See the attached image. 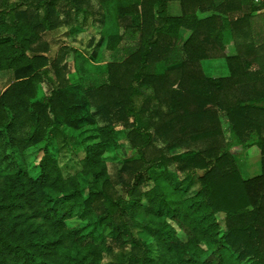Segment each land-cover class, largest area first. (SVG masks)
I'll list each match as a JSON object with an SVG mask.
<instances>
[{
	"label": "trees",
	"instance_id": "obj_1",
	"mask_svg": "<svg viewBox=\"0 0 264 264\" xmlns=\"http://www.w3.org/2000/svg\"><path fill=\"white\" fill-rule=\"evenodd\" d=\"M170 2L181 4L182 17L169 15ZM90 30L111 60L109 83L83 90L48 79L49 96L32 103L48 63L56 67L50 47ZM227 35L235 57L225 55ZM220 58L230 77H207L202 62ZM2 72L15 82L0 95V264H264L263 6L0 0ZM97 119L104 126L79 168L63 166L48 143L32 177L14 153ZM120 130L138 157L113 178L105 156L119 148ZM253 148L260 172L245 179L232 150ZM80 177L92 183L87 198ZM77 218L88 224L70 229Z\"/></svg>",
	"mask_w": 264,
	"mask_h": 264
},
{
	"label": "rangeland",
	"instance_id": "obj_2",
	"mask_svg": "<svg viewBox=\"0 0 264 264\" xmlns=\"http://www.w3.org/2000/svg\"><path fill=\"white\" fill-rule=\"evenodd\" d=\"M206 14L199 13V16H205ZM63 30L65 31L66 29L63 28ZM99 39L100 37L97 35V32L90 30L87 33L69 37L63 46H51L50 53L45 55L49 56L51 61H53L57 55V61L55 62L56 67L48 63V74H46L47 76L39 83L38 93L36 98L32 100V103L45 102L52 89L48 83V79L54 87L59 84H63L65 87L78 82L77 86H80L83 90L97 88L109 83V64L111 60L104 48L96 49ZM203 62L204 70L207 74L218 77L224 76L223 69L227 65L224 58L205 60ZM159 69L160 73L165 71L163 65H160ZM14 82L12 73H0V95ZM151 97L153 106L157 107L158 102L153 96ZM142 122L144 125H148L149 120L147 116L142 118ZM221 122L223 131L227 134L229 128L228 121L222 118ZM103 126L104 123L97 119L95 125H86L76 134L71 133L70 130L63 127L60 130L51 131V140L45 139V141L24 150L14 149V153L17 154L20 163L27 168L32 177H37L39 174L38 166L45 155L44 148L48 143L51 144L50 150L56 155L63 166L69 164L70 166L77 165L75 167L79 168L80 162L84 158V148L95 141V137L98 134L97 129ZM26 131L27 129L22 133L23 137H25ZM117 142L119 148L109 150L105 156L113 178L116 177L117 170L121 163L125 160L138 157L125 131H119ZM178 152L180 153L181 150H178ZM232 153L237 159V164L241 170L242 176L245 178H252L259 174L261 154L257 148L245 151L234 149ZM173 172L181 176L179 172ZM79 179L85 191V197L87 198L89 190L93 188L92 183L83 177ZM117 189L121 194H124L122 188L117 187ZM217 219L221 224V235H223L226 232L225 215H218ZM87 224V221H82L77 218L69 221L67 226L72 229L75 227H84ZM179 237L183 241H186L184 234L179 233ZM149 243L153 252L152 256L156 257V246L153 240L151 239Z\"/></svg>",
	"mask_w": 264,
	"mask_h": 264
},
{
	"label": "crops",
	"instance_id": "obj_3",
	"mask_svg": "<svg viewBox=\"0 0 264 264\" xmlns=\"http://www.w3.org/2000/svg\"><path fill=\"white\" fill-rule=\"evenodd\" d=\"M168 11H169V15L172 17H182L183 16L182 6L179 2H170ZM200 18H204V16H200ZM188 34H189V31H183V35L185 36V39L188 36ZM63 45H65V44H63ZM224 46H225V55L227 57H235L237 55L234 40L230 35H227V37L225 39V45ZM202 66H203V70H204V62H202ZM204 72H205V70H204ZM205 74L207 77L213 78V79L228 78V77H230V70L228 68V65H226V67L223 69V75L224 76H222V77L210 75V74H207L206 72H205ZM245 179H250V178H245Z\"/></svg>",
	"mask_w": 264,
	"mask_h": 264
},
{
	"label": "built area",
	"instance_id": "obj_4",
	"mask_svg": "<svg viewBox=\"0 0 264 264\" xmlns=\"http://www.w3.org/2000/svg\"><path fill=\"white\" fill-rule=\"evenodd\" d=\"M253 1L255 5L264 7V0H253Z\"/></svg>",
	"mask_w": 264,
	"mask_h": 264
}]
</instances>
